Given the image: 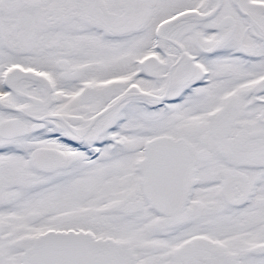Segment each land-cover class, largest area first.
<instances>
[{"label": "snow or ice", "instance_id": "6c2138e0", "mask_svg": "<svg viewBox=\"0 0 264 264\" xmlns=\"http://www.w3.org/2000/svg\"><path fill=\"white\" fill-rule=\"evenodd\" d=\"M0 264H264V0H0Z\"/></svg>", "mask_w": 264, "mask_h": 264}]
</instances>
